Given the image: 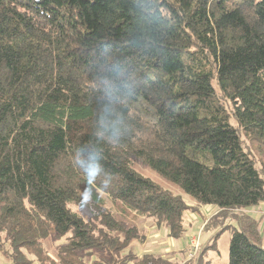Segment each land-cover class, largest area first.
<instances>
[{
	"label": "trees",
	"instance_id": "trees-1",
	"mask_svg": "<svg viewBox=\"0 0 264 264\" xmlns=\"http://www.w3.org/2000/svg\"><path fill=\"white\" fill-rule=\"evenodd\" d=\"M133 159L219 210L198 264L228 227V264H264V0H0V251L52 264L53 237L59 264H171L116 214L179 238L189 206Z\"/></svg>",
	"mask_w": 264,
	"mask_h": 264
},
{
	"label": "rangeland",
	"instance_id": "rangeland-1",
	"mask_svg": "<svg viewBox=\"0 0 264 264\" xmlns=\"http://www.w3.org/2000/svg\"><path fill=\"white\" fill-rule=\"evenodd\" d=\"M132 168L139 174L153 180L162 188L171 192L173 195H179L189 206V209L184 215L183 223L185 226V231L179 238H173L169 236L168 228L163 224H156L152 219L139 216L135 217L134 214L131 213L126 216L117 213L116 217L118 219H125L129 225H137L142 235L140 240L136 239L132 241L128 248L138 256L149 254L155 257H162V259H170L171 264H198L202 242H208L219 228H223V226H219L217 230L214 229L210 231H205L204 229L208 220L212 216L216 215L219 210L212 206L198 205L195 203L194 199L187 195L178 185L163 178L137 159L132 160ZM83 201L85 203L87 199H84ZM108 205H110L109 208L115 213L118 211L120 212L119 207L111 205L110 203ZM76 207L75 209H79L85 218L90 216L86 207ZM262 208L264 209V203H262ZM249 214L254 215L253 217L255 220L259 222L260 231H264V212L259 211V209L256 207H252L249 211ZM231 221L232 220L230 218H226L223 224L227 225ZM198 234L200 250H197V253H193L192 256L189 257V252H193L191 251L193 250L191 249V242L196 240L194 235L197 236ZM230 236L231 228L229 227L224 229V231L218 236L216 250H210L207 253V256H205V259L207 258L209 260V264H228V245ZM63 243H65V238L57 239L49 237L42 241V246L45 252L47 253L48 257H50V260L52 259L54 261L52 264H59L57 254L59 247ZM84 260L87 263L100 261L97 251H95L92 255L86 256ZM0 264H11L9 257L4 255L1 251ZM33 264L39 263L35 262ZM45 264L50 263L46 262Z\"/></svg>",
	"mask_w": 264,
	"mask_h": 264
},
{
	"label": "clouds",
	"instance_id": "clouds-1",
	"mask_svg": "<svg viewBox=\"0 0 264 264\" xmlns=\"http://www.w3.org/2000/svg\"><path fill=\"white\" fill-rule=\"evenodd\" d=\"M81 164L83 168L86 187L80 192V196L82 200L90 199L96 188H104L102 187L103 182L99 184L97 183V178L100 175L101 167L95 156L91 157L90 162H81Z\"/></svg>",
	"mask_w": 264,
	"mask_h": 264
},
{
	"label": "built area",
	"instance_id": "built-area-1",
	"mask_svg": "<svg viewBox=\"0 0 264 264\" xmlns=\"http://www.w3.org/2000/svg\"><path fill=\"white\" fill-rule=\"evenodd\" d=\"M194 236L196 237V240L194 242L193 241L191 242V249H193L191 251L193 252H189V255H188L189 257H191L193 253H197L198 252L197 250H200L199 249L200 247L199 234L197 236L196 235Z\"/></svg>",
	"mask_w": 264,
	"mask_h": 264
},
{
	"label": "crops",
	"instance_id": "crops-1",
	"mask_svg": "<svg viewBox=\"0 0 264 264\" xmlns=\"http://www.w3.org/2000/svg\"><path fill=\"white\" fill-rule=\"evenodd\" d=\"M256 208L259 209V211L264 212V209L262 208V203L259 204L258 206H256ZM252 216H254V215H252ZM261 232H262V233H261L262 240H263V243H264V231H261Z\"/></svg>",
	"mask_w": 264,
	"mask_h": 264
}]
</instances>
